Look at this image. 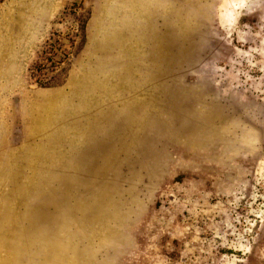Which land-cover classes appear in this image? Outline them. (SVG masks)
Wrapping results in <instances>:
<instances>
[{"label":"rangeland","instance_id":"obj_1","mask_svg":"<svg viewBox=\"0 0 264 264\" xmlns=\"http://www.w3.org/2000/svg\"><path fill=\"white\" fill-rule=\"evenodd\" d=\"M237 2L0 0V264H264V0Z\"/></svg>","mask_w":264,"mask_h":264},{"label":"clouds","instance_id":"obj_2","mask_svg":"<svg viewBox=\"0 0 264 264\" xmlns=\"http://www.w3.org/2000/svg\"><path fill=\"white\" fill-rule=\"evenodd\" d=\"M244 7H245L244 0H238L237 3H234L232 5V8H235V9L244 8ZM229 15H231V14H229Z\"/></svg>","mask_w":264,"mask_h":264}]
</instances>
